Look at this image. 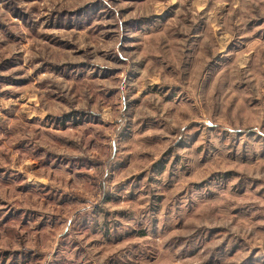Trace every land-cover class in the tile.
<instances>
[{"label": "rangeland", "instance_id": "obj_1", "mask_svg": "<svg viewBox=\"0 0 264 264\" xmlns=\"http://www.w3.org/2000/svg\"><path fill=\"white\" fill-rule=\"evenodd\" d=\"M0 264H264V0H0Z\"/></svg>", "mask_w": 264, "mask_h": 264}]
</instances>
